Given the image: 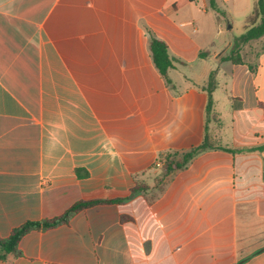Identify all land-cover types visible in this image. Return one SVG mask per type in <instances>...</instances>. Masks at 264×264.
Returning a JSON list of instances; mask_svg holds the SVG:
<instances>
[{"label": "crops", "instance_id": "0c3cea01", "mask_svg": "<svg viewBox=\"0 0 264 264\" xmlns=\"http://www.w3.org/2000/svg\"><path fill=\"white\" fill-rule=\"evenodd\" d=\"M258 1L0 0V239L148 187L27 234L0 264H264V50L228 66L217 48Z\"/></svg>", "mask_w": 264, "mask_h": 264}, {"label": "trees", "instance_id": "16d2710c", "mask_svg": "<svg viewBox=\"0 0 264 264\" xmlns=\"http://www.w3.org/2000/svg\"><path fill=\"white\" fill-rule=\"evenodd\" d=\"M247 25H249V28L247 29L245 34L235 40L234 47L231 50L230 55L226 58L227 60L232 61L234 63H242L243 61L241 57V52L243 48L250 42L259 40L264 36V0L258 1L253 14L247 20ZM150 47L156 68L162 76L168 78L169 70L174 67V63L169 56L167 44L159 39H153L151 41ZM202 56H207V53H204ZM215 85V73H212L209 85L206 88L209 92V101L207 105V113L209 115L211 114L213 108L212 92L215 88ZM211 148H213V145L208 140V137H206L205 141L201 146L194 148L189 153H186L182 157V159L168 162L166 167L167 173L184 169L197 154ZM260 149H264V146ZM147 189L148 187L145 185H137L135 188H133L131 196L125 199L82 201L73 205L63 215L59 217L43 221H27L23 225L15 228L9 238L0 239L1 256L3 258H6V256L9 254L20 256V241L24 236L33 231H45L68 224L77 214H79L83 210L103 204H120L130 199L136 194L147 191Z\"/></svg>", "mask_w": 264, "mask_h": 264}, {"label": "rangeland", "instance_id": "374dc122", "mask_svg": "<svg viewBox=\"0 0 264 264\" xmlns=\"http://www.w3.org/2000/svg\"><path fill=\"white\" fill-rule=\"evenodd\" d=\"M230 24H234L235 25V29H229V33H227V37L228 39L231 40V42H234V35H238V28L243 24V22L241 21V19H237L235 18V20H231L230 21ZM229 26V25H228ZM241 28V27H240ZM223 42H224V36L223 38L220 40V45L217 46V48H221L220 49V52L222 53L223 57L224 58H227L230 53H231V50L233 49V47L229 48L228 50L225 51V48L226 47H223ZM252 45V46H251ZM234 46V45H233ZM264 50V40H262V42L258 43V44H250V46L246 45L243 49V52H244V55H241L242 56H247V55H251L253 53H257V51H262ZM254 55V54H253ZM249 60L252 61V58H250ZM226 65H231V62H229L228 60L225 62Z\"/></svg>", "mask_w": 264, "mask_h": 264}]
</instances>
